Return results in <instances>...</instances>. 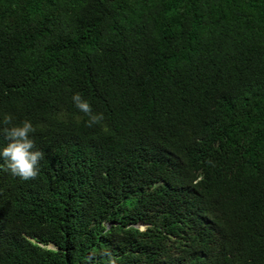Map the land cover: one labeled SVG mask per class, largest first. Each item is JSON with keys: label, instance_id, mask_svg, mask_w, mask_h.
I'll return each instance as SVG.
<instances>
[{"label": "trees", "instance_id": "16d2710c", "mask_svg": "<svg viewBox=\"0 0 264 264\" xmlns=\"http://www.w3.org/2000/svg\"><path fill=\"white\" fill-rule=\"evenodd\" d=\"M3 113L0 264H264V0H0Z\"/></svg>", "mask_w": 264, "mask_h": 264}, {"label": "clouds", "instance_id": "9594fccd", "mask_svg": "<svg viewBox=\"0 0 264 264\" xmlns=\"http://www.w3.org/2000/svg\"><path fill=\"white\" fill-rule=\"evenodd\" d=\"M72 101L80 111L89 116L90 126L100 122L102 116L94 114L90 103L83 99L80 94H74ZM14 121L15 118L11 113L0 114V125H2L0 131L3 132L8 141L6 144L0 145V161H2L0 168L27 181L38 175L39 164L44 158V152L36 148L33 139L36 127L32 121L28 119L20 123Z\"/></svg>", "mask_w": 264, "mask_h": 264}, {"label": "water", "instance_id": "95a60500", "mask_svg": "<svg viewBox=\"0 0 264 264\" xmlns=\"http://www.w3.org/2000/svg\"><path fill=\"white\" fill-rule=\"evenodd\" d=\"M138 227H139V228H143V226H142V225H138ZM50 248H53V247H52V246H50Z\"/></svg>", "mask_w": 264, "mask_h": 264}]
</instances>
